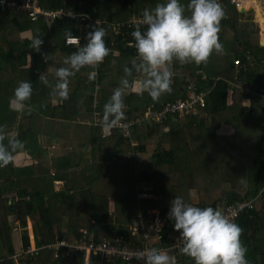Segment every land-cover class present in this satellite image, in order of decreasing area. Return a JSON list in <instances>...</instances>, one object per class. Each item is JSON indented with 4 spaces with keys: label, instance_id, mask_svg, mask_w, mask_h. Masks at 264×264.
I'll use <instances>...</instances> for the list:
<instances>
[{
    "label": "trees",
    "instance_id": "obj_1",
    "mask_svg": "<svg viewBox=\"0 0 264 264\" xmlns=\"http://www.w3.org/2000/svg\"><path fill=\"white\" fill-rule=\"evenodd\" d=\"M86 1L88 13L111 22L127 21L159 2ZM181 2L186 5L188 0ZM72 3L73 0H41L44 8H69ZM219 3L224 11L218 32L223 53L211 54L207 63L200 65L175 62V68L189 74L200 90L210 89L206 107L197 115H187L177 122L169 117L163 122L135 127L130 138H124L120 130H115L108 139L96 136L90 120L95 111L103 115V105L124 75L123 68L129 66L128 60L136 57V50L130 43L133 30L124 31L119 37L106 31L109 55L95 68L85 66L70 78L68 99L60 101L56 98L54 102L50 88L38 77L43 72L46 75L52 63L64 66L63 60H55L54 56L65 52L63 55L67 57L76 51L77 48L66 47L64 40L66 33H80L81 24L61 21L48 28L26 18L21 21L19 29H33L34 36L41 37L43 44L40 52L30 46L31 40L17 46V53L10 57V75L3 71L0 54V128L17 125V132L12 137L7 133L0 134V143L6 144L9 138H15L23 145L13 153L12 162L0 167V264H85L82 254L68 255L66 249L61 248L60 256L56 258L48 246L64 238H79L83 228L95 232L99 239L117 235L128 238L127 225L142 206L158 208L165 216L162 244L166 245L172 236L179 234L166 215L174 196L200 207L220 209L254 200L252 209L244 210L235 223L242 229L240 240L246 248L245 255L250 253L249 259L254 261L253 254L259 256L264 264V99L259 95V90L264 89V46L260 45L258 29L251 28L250 31L239 23L242 14L230 0H219ZM1 11L0 19L11 14ZM87 33L81 32V45L86 43ZM47 38L50 40L49 51L45 46ZM229 38L236 43L244 41V48L238 50L244 64L241 72L234 65L237 50L233 51V46L228 45ZM43 54L48 55L47 62ZM90 72L95 73V79H88ZM141 78L143 76L137 73L129 78L132 86L124 95L126 117L132 118L146 108L158 109L162 103L186 97L184 78L180 76L172 81V91L157 101L146 92L133 90ZM237 78L250 81L253 92L244 95L241 90L231 88L230 83ZM20 81H30L33 94L25 110L15 111L9 107L8 95ZM229 89H232L231 94ZM96 93L100 101L94 107ZM131 139L135 146L131 145ZM53 145L57 147L53 149ZM122 145L132 152V158L154 148L153 169L143 171L139 180L153 181L150 190L158 199H138L137 192H130L115 195L112 202L109 193L91 188L93 182L101 178V173L105 174L104 162L116 160ZM86 147L87 151H84ZM57 150L59 153L55 154ZM19 152L25 154L26 162L17 163ZM95 152L100 154L99 167L94 164L97 172L91 165L95 159L88 158ZM135 162L132 159V166ZM113 164L117 165L118 161ZM132 171L137 180L134 168ZM55 181L63 183L60 189L56 188ZM111 203H114L113 209ZM29 222L32 223L35 253H28L32 246ZM175 256L177 264H194L193 258L182 252H176ZM89 264H143V261L108 262L93 257Z\"/></svg>",
    "mask_w": 264,
    "mask_h": 264
},
{
    "label": "clouds",
    "instance_id": "obj_2",
    "mask_svg": "<svg viewBox=\"0 0 264 264\" xmlns=\"http://www.w3.org/2000/svg\"><path fill=\"white\" fill-rule=\"evenodd\" d=\"M223 16L219 0H188L186 5L181 0H159L154 8H145L142 12L145 28L141 30L137 26L131 32L133 41L130 43L136 50V57L130 66L123 68L124 75L103 105L99 121L102 132L122 126L126 118L124 95L132 86L129 78L134 73L143 76L136 85L137 91L146 92L157 101L172 91L174 61L200 65L207 63L211 54H222L218 32ZM91 29L86 34V43L64 58V66L56 68L54 82H50L44 72L39 75L38 79L50 88L54 102L56 98L68 99L70 78L85 66L95 68L109 55L105 30L98 26V21ZM71 35L66 33V36ZM42 44V38L34 36L30 46L40 52ZM43 59L47 62L48 55L43 54ZM88 79H95V73L90 72ZM32 94L31 82L20 81L9 107L15 111L25 110ZM22 147V142L15 138H9L6 144L0 143V167L12 162L13 153ZM166 215L173 222V229L179 232L180 251L193 258L194 264H248L246 248L240 240L241 227L219 207H200L174 196ZM136 257L143 264H176L175 256L156 247L145 248L137 252Z\"/></svg>",
    "mask_w": 264,
    "mask_h": 264
},
{
    "label": "built area",
    "instance_id": "obj_3",
    "mask_svg": "<svg viewBox=\"0 0 264 264\" xmlns=\"http://www.w3.org/2000/svg\"><path fill=\"white\" fill-rule=\"evenodd\" d=\"M78 4L81 7L87 5L86 0H78ZM230 3L237 9H243L244 0H230ZM0 8L2 11L14 10L16 12L24 13L31 22H44L48 26H53L57 22L70 21L80 22L85 25L86 28L91 31V26L98 21V26L102 27L106 31H109L113 36H121L124 31L134 30L137 26L145 28L142 23V12L131 17L127 21L123 22H111L106 18L96 17L83 11H77L75 9H69L60 7L56 9L43 8L40 0H0ZM106 38V35L104 39ZM67 46L78 47L81 45V37L78 35L67 36L65 39ZM234 65L241 72L244 69V64L240 55H235ZM172 71L174 73L172 81L177 77L184 78V94L186 97H180L174 101H167L162 103L158 109L149 107L139 115L132 118L126 117L122 121V126L114 127L109 132H102L99 126L100 118L102 117L97 111L94 112L90 120L94 135H99L103 139H108L111 135L116 133L115 130H120L124 138H130L132 131L135 127L149 126L154 122H163L171 117L175 122L184 118L187 115H197L202 109L206 107V97L210 91L209 88L200 90L196 83L192 81L189 74L185 71H179L175 68V61L172 65ZM205 79V77H203ZM238 79V78H237ZM215 84V83H214ZM231 88H237L241 90L244 95L253 92L252 83L246 79H238L234 83H230ZM229 93H232V89H229ZM259 95L264 99V89L259 90ZM99 97L96 93L94 96V107L98 106ZM131 145L135 146L134 141L131 139ZM57 145H53L52 148H56ZM57 189H60L63 183L61 181H55ZM138 199L156 200L157 195L150 189H143L137 191ZM253 201H245L237 203L235 205L227 206L221 209L226 216H228L234 222L240 216V214L246 209H252ZM139 213L133 218L127 225L130 232V237L125 238L124 235H117L114 237L103 236L100 239L97 238V234L90 231L87 228L81 230V236L76 239L64 238L58 240L54 244L48 246V249L52 251L55 257H59V250L61 248L66 249V254L73 255L75 253L82 254L84 256L85 264H89V260L93 257H100L101 261L107 260H122L126 263L133 262L137 259L136 253L144 250L145 248L156 247L158 249H164L169 255L175 256L176 252H181V245L178 243L179 234H175L171 237L169 243L162 244V231L165 226L166 220L163 213L158 208H149L146 215L138 211ZM32 229V224L28 223V230ZM34 237L31 236L32 246L29 248L28 253L37 252ZM46 247H43V249ZM21 254V253H20ZM19 261L18 255L16 256ZM176 258V256H175ZM176 259V264H177Z\"/></svg>",
    "mask_w": 264,
    "mask_h": 264
},
{
    "label": "crops",
    "instance_id": "obj_4",
    "mask_svg": "<svg viewBox=\"0 0 264 264\" xmlns=\"http://www.w3.org/2000/svg\"><path fill=\"white\" fill-rule=\"evenodd\" d=\"M78 2H79L78 0H73L72 6L69 7V9H75V10H79V11H83V12L88 13L86 11L87 5H85L84 7H81L78 4ZM40 3H41V0H40ZM61 7H65L66 8V6H61ZM57 8H60V7H57ZM51 9H56V8H51ZM1 10L2 9L0 8V11ZM1 12H3V13L10 12L11 13L9 17H5L4 16V17H1V19H0V54L3 57V71H4L5 74H9L10 75V73H11V67H12L11 61H10L11 60L10 57H12V55L14 53H17V51L15 50L17 46L21 45L24 41H30V40H32L33 36L35 35V32L31 28L19 29V25H20L21 21L24 18H26L27 21L31 22L29 20V18L24 13H22V12H16L14 10H5V11H1ZM239 12L242 14L241 17H240L239 23L242 25L243 28H246L247 30L252 31L251 28H253V27H251V24L254 23L255 21H254V19H251V14L250 13H247L246 11L241 12L239 10ZM88 14H90V13H88ZM90 15H92V14H90ZM66 22H70V21H66ZM31 23H34V22H31ZM40 23L45 24L48 28H51L52 27V26H48L46 23H44L42 21ZM80 24H81L82 30L80 31V33H77V34H74V35L80 36L81 37V43H82L81 32L82 31H88L89 32V29L86 28L84 24H82V23H80ZM66 37H65V39H66ZM227 41H228V45L229 46H232L233 45V47H232V50L233 51L234 50H237L235 52L234 56L235 55H241V52L238 51V50H241V47L245 46V44H243L244 41L243 42L240 41V42L236 43V42H234L230 38L227 39ZM64 42H65V40H64ZM49 44H50V40H48V38H47L46 39L45 46H46V49L48 51H49V49H48ZM260 45L261 46H264V34H262V32H260ZM65 46L66 47H72V48H75V49L79 47V46L78 47H75V46H67L66 44H65ZM64 53H62L61 56H54V59L55 60H58V61L64 60V58L66 57V55H63ZM131 61H132V59L127 61V63H128L129 66L131 65ZM56 68H58V63L57 62L52 63V64H50L48 66L46 76L48 77V79H49L50 82H54V80H53V74H54ZM4 73L1 71V74L2 75ZM142 79L143 78H141L140 80H142ZM138 83H139V81H138ZM137 84H135L134 89H133L135 92L137 91V88H136V85ZM14 89L12 88V89L9 90V95H8V98L9 99L12 98ZM97 91H98V89H97ZM6 127H7V129H5L4 126H2L1 129L6 130L5 132H7V134L9 133V134L12 135V134H14V133L17 132V125L16 124L15 125H9V126H6ZM0 134H2V133L0 132ZM119 149H120V153H119V155H117L118 158H122V156L125 155V152L127 154V151H129V149L126 150L127 149V146L126 145H122ZM84 151H87V148H85ZM25 157L26 156H25V154L23 152H19L18 155H17V158H16L17 163H24V162H26ZM119 168H121V167H119ZM117 176L118 175H116V177ZM116 177L113 180H115ZM109 178L107 180H109ZM98 180H99V178H97L95 181H98ZM112 181H108V182L111 183ZM115 186H114V188L117 189L118 187H115ZM139 189L140 190L141 189L143 190V187H140ZM139 189L137 191H139ZM148 209H145V207H143V206L142 207H139V210L140 211L147 212ZM29 232H30V236H33L32 229H30ZM21 233H22V230H21ZM17 244H18V242H17ZM253 256L255 257V260H257V264L258 263L261 264V258L259 256L254 255V254H253ZM247 261H248V264H253L252 261H254V260L248 259Z\"/></svg>",
    "mask_w": 264,
    "mask_h": 264
},
{
    "label": "rangeland",
    "instance_id": "obj_5",
    "mask_svg": "<svg viewBox=\"0 0 264 264\" xmlns=\"http://www.w3.org/2000/svg\"><path fill=\"white\" fill-rule=\"evenodd\" d=\"M263 6H264V2H263ZM238 10L241 11V9H238ZM246 12L250 13L251 19H254V21L257 23V21H256V13L257 12H256V10L254 8H251L250 10H247ZM255 22L251 24V27H253L252 29L255 30V28H256V30L258 29L259 32H262L258 23L256 24ZM262 34H264V33L262 32ZM139 81H140V79H139ZM87 120L88 119H86L85 122ZM5 131L6 130H4V129H0V132L2 134L7 133ZM8 136L12 137L11 134H9V133H8ZM109 141L110 140H108V142H105L104 150L107 149ZM126 150H128V149H126ZM152 151L154 152L153 147L149 148V151L146 152L145 154L139 153V154L134 155L135 156L134 158L131 157L130 154L132 152L129 151V154L128 153L126 154V152H125V155H123L122 158H117L118 160L116 159L113 161H110V160L105 161L104 162V168H103V171L105 172V174L103 175L101 173V175H100L101 178L98 181H94L93 184L91 185V188H93L95 191H101V192L105 191V192L109 193V195L111 196L112 202L114 201V196L119 194V193L120 194H122V193L125 194V193H130V192L136 193V191L140 187H143V189L145 188L148 190L152 189L153 181L145 182L143 180H141V181L139 180V177H141V174L143 173V171L146 170V171L150 172V170L152 171V169H153L152 165H153L154 159H153V152ZM56 153H59V150H57V152H55V154ZM95 153L91 154V156H89L88 158H89V160H92V161L94 159L96 161H98V163H95L94 162L95 160L93 162L90 161L91 165H92V170L93 171L96 170V172H97V169H95V165H97L99 167L100 154H97V153L95 154ZM101 155H103V154H101ZM132 159H133V161H136L134 163L133 168L135 170L136 176L138 177L137 180H136V177H133ZM114 161H118V164L117 165L113 164ZM119 167H121V168H119ZM116 175H118V176L116 177ZM115 177H116V179L113 180ZM108 178H109V180H107ZM106 181H112V182L109 183ZM114 186L118 187V188L115 189ZM64 188H65V186H64ZM111 205H112V209H113L114 203L113 204L111 203ZM64 229H65V227H64ZM17 242L18 243L20 242L18 236L16 237V243ZM250 256H251L250 253H247V255H246L247 260L250 258ZM252 263L257 264V260H255L254 262L252 261Z\"/></svg>",
    "mask_w": 264,
    "mask_h": 264
},
{
    "label": "bare ground",
    "instance_id": "obj_6",
    "mask_svg": "<svg viewBox=\"0 0 264 264\" xmlns=\"http://www.w3.org/2000/svg\"><path fill=\"white\" fill-rule=\"evenodd\" d=\"M244 7L245 11L254 8L256 10V21L261 28V31L264 33V0H244ZM256 23V24H257Z\"/></svg>",
    "mask_w": 264,
    "mask_h": 264
},
{
    "label": "water",
    "instance_id": "obj_7",
    "mask_svg": "<svg viewBox=\"0 0 264 264\" xmlns=\"http://www.w3.org/2000/svg\"><path fill=\"white\" fill-rule=\"evenodd\" d=\"M244 11H245L244 9L241 10V12H244ZM86 148H87V147H86Z\"/></svg>",
    "mask_w": 264,
    "mask_h": 264
}]
</instances>
